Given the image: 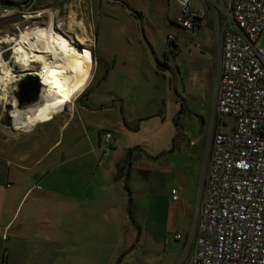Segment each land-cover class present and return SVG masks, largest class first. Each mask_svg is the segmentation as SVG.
Instances as JSON below:
<instances>
[{"label": "crops", "instance_id": "0c3cea01", "mask_svg": "<svg viewBox=\"0 0 264 264\" xmlns=\"http://www.w3.org/2000/svg\"><path fill=\"white\" fill-rule=\"evenodd\" d=\"M8 1L18 3L22 0ZM87 1L29 0V3L32 7L57 9L59 3L71 5L83 2L86 7ZM108 1L130 3L128 0ZM145 1L146 6L134 5L131 12L126 10L132 24L130 39L127 40L130 44L127 49H131L128 52L132 51L130 55L135 56L133 48L136 50L138 45L145 43L152 58L158 62L157 70L168 72L173 77L179 75L180 79V74L185 73L191 88L200 85L213 95L221 34L227 29H234L226 19V2L189 0L190 9L203 12L204 17L196 21L192 30H188L192 42L182 46L172 41L171 36L162 37L157 31L160 20L171 23L177 13L175 1ZM220 19H223L222 22ZM113 28L114 33L118 31ZM156 41L160 43L155 49L151 42ZM92 55L96 57L93 52ZM116 55L122 62L120 56L124 54L117 52ZM122 96L119 97L124 100ZM84 111L88 112L86 106ZM73 118L61 121L58 130L66 123L70 124ZM39 126L42 127L38 125L30 131L13 128L0 131V264H113L120 251L125 249L136 255L135 264H178L193 227L192 223L186 224L189 205L190 210L193 206L182 193L178 195L173 187L169 188L176 193V199L171 200L168 191L169 200L175 201L176 217L172 215L167 224L160 222L146 226L144 235L143 230L140 233V228L135 241V228L127 207L130 199H126V194L130 193L126 191L123 174L126 154H123L124 150L116 151L114 134L111 152L100 157L96 147L98 133L102 130L96 129L94 137L88 142L87 137H82L83 134L74 126L69 132L67 144L61 147L54 131H50L52 134L44 133V130H36ZM214 128L210 126L209 130L208 126L206 137L204 124H201L199 133L197 130L189 132L177 128L176 139L172 140V146L165 155H174V165L180 163L183 170L188 162L189 167H199L205 157L209 137L219 130L217 126ZM175 142L176 148L173 145ZM162 153L161 150L157 156L146 159L156 160ZM157 161L160 164L152 165L154 173H160L167 163L159 157ZM151 177L150 173L149 179ZM190 191L195 193V184ZM200 198L195 201V210ZM149 204L148 198L145 214ZM169 212L171 210L164 213ZM167 227L174 231L172 241L167 238L168 232L165 234ZM191 251L190 246L188 252Z\"/></svg>", "mask_w": 264, "mask_h": 264}, {"label": "rangeland", "instance_id": "374dc122", "mask_svg": "<svg viewBox=\"0 0 264 264\" xmlns=\"http://www.w3.org/2000/svg\"><path fill=\"white\" fill-rule=\"evenodd\" d=\"M128 1L130 3L122 1L123 4H119L108 0H89L86 7L83 2H77L71 5L59 3L57 9H48L44 6L32 7L29 0L11 2V4L0 0V51L2 54L0 79L4 73V63L8 62L17 75H21L20 68H22L20 63L12 60L11 44L3 42L4 37L11 35V38L19 39L20 30L48 27L53 17L54 30L61 32L77 48L79 61H82L80 67L83 79L88 82L75 99L64 107H58V114L47 109L37 123V126L42 125V127L39 126L36 130H44V133L54 131L61 147L67 144L70 138L69 132L74 129V126L81 135L83 134L82 137H87L88 142L94 137L96 129H107L114 134L116 151L124 150L123 154H126L123 168L126 180L123 182L127 188L126 191L130 193L126 194V199H130L127 207L135 228L134 240L137 241L140 228V233L142 234L143 230L142 235H144L146 226H153L160 222L167 224L172 215L176 217L175 201L169 200L170 187H173L178 195L182 193L185 200L193 206L190 210L191 206L188 204L189 214L186 224H194L195 201L202 196L201 175L205 165L204 159L199 167H189L188 162L183 170L180 163L174 165V155L165 154L171 148L172 140L176 139V132L179 131L177 128H183L189 132L197 130L199 133L201 124H204L206 137L207 128L209 126L210 130L211 126L212 92H208L200 85L191 88L186 81L185 73L180 74L182 75L180 79L179 75L173 77L168 72L162 73L161 70H157L158 62L152 58L149 46L145 43L141 42L142 44L138 45L136 50L133 48L135 56L130 55L132 51L128 52L131 49H127L130 45L127 40L130 39L129 29L132 24L126 10L131 12L134 10V5L146 6L147 1ZM39 12L42 13L36 17ZM52 12L55 13L52 14ZM31 15L35 18H28ZM220 16L224 18L222 13ZM222 20L220 19V22ZM113 27L118 31L114 33ZM157 31L162 37L171 36L172 41L175 40L182 46L192 42L190 31L178 28L166 20L159 21ZM158 43L160 41L151 42L155 49ZM256 45L264 48V30L258 35ZM92 52L96 57L92 55ZM117 52L124 54L120 56L122 62L118 61ZM32 66L38 67L35 64ZM27 74L31 73H25ZM21 79L23 78L19 80ZM9 91L8 100L0 98V131L13 127L11 116L16 108L22 112L39 101L36 95L31 102L23 101L19 105L18 82L12 84ZM121 95L124 100L119 97ZM13 100L16 102L15 106H13ZM85 106L88 112L84 111ZM75 116L78 118L76 119ZM80 116L85 119L81 120ZM69 117H74L72 122L66 123L61 130H58L61 121ZM214 123L219 124L217 126L219 131L227 132L232 121L226 115H218L213 120ZM214 127H216L215 124L213 130ZM175 144L176 142L173 144L176 148ZM161 150L163 153L158 156L159 160L167 163L161 164L164 168L162 167L160 173H154L151 169L152 165L160 164L157 161L158 157L153 161L146 158L157 156ZM150 173L152 177L149 179ZM194 184L195 193L194 191L191 193L190 189H194ZM148 198L150 204L145 214ZM170 210L171 213H164ZM164 231L165 234L168 232L167 238L172 241L174 231H170L169 227ZM135 257L136 255L125 249L120 251L113 264H135Z\"/></svg>", "mask_w": 264, "mask_h": 264}, {"label": "built area", "instance_id": "2783aa9c", "mask_svg": "<svg viewBox=\"0 0 264 264\" xmlns=\"http://www.w3.org/2000/svg\"><path fill=\"white\" fill-rule=\"evenodd\" d=\"M174 1L171 23L192 30L204 13L191 10L189 0ZM224 1L234 29L221 34L210 120L218 126L213 120L226 115L232 123L209 137L202 196L178 264H264V48L256 45L264 0ZM102 130L96 148L105 157L114 139ZM169 194L176 199L174 189Z\"/></svg>", "mask_w": 264, "mask_h": 264}, {"label": "bare ground", "instance_id": "6f19581e", "mask_svg": "<svg viewBox=\"0 0 264 264\" xmlns=\"http://www.w3.org/2000/svg\"><path fill=\"white\" fill-rule=\"evenodd\" d=\"M41 13H37L36 17ZM28 18L35 17L31 15ZM54 27L52 17L48 27L20 30L19 39L11 38V35L4 37L3 42L11 44L12 60L20 63L22 68L21 75H17L8 62L4 63V73L0 79V98L8 100L11 85L29 75L25 73L30 72V75L35 76L39 85V101L22 112L17 108L13 111L11 128L14 130H32L47 109L58 114V107H64L75 99L88 82L83 79L80 67L82 61H79L77 48L61 32L55 31ZM33 64L38 67L32 66ZM14 103L16 102L13 100V106Z\"/></svg>", "mask_w": 264, "mask_h": 264}, {"label": "water", "instance_id": "95a60500", "mask_svg": "<svg viewBox=\"0 0 264 264\" xmlns=\"http://www.w3.org/2000/svg\"><path fill=\"white\" fill-rule=\"evenodd\" d=\"M18 88L21 95V97L18 99V104L20 105L23 101L26 103L31 102L39 92L37 78L32 75L24 77L18 81Z\"/></svg>", "mask_w": 264, "mask_h": 264}, {"label": "trees", "instance_id": "16d2710c", "mask_svg": "<svg viewBox=\"0 0 264 264\" xmlns=\"http://www.w3.org/2000/svg\"><path fill=\"white\" fill-rule=\"evenodd\" d=\"M4 1V3H9V4H11V1H8V0H3Z\"/></svg>", "mask_w": 264, "mask_h": 264}, {"label": "flooded vegetation", "instance_id": "af4514ba", "mask_svg": "<svg viewBox=\"0 0 264 264\" xmlns=\"http://www.w3.org/2000/svg\"><path fill=\"white\" fill-rule=\"evenodd\" d=\"M18 95H19V98H20L21 97L20 93Z\"/></svg>", "mask_w": 264, "mask_h": 264}]
</instances>
